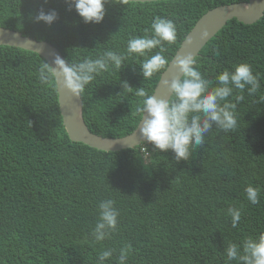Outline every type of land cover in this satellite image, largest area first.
<instances>
[{
    "label": "trees",
    "instance_id": "trees-1",
    "mask_svg": "<svg viewBox=\"0 0 264 264\" xmlns=\"http://www.w3.org/2000/svg\"><path fill=\"white\" fill-rule=\"evenodd\" d=\"M246 0H154L110 2L99 23H85L66 0H0V26L51 43L69 63L106 50L125 53L131 37L143 36L153 18L171 19L176 42L165 43L170 61L197 19L209 9ZM43 9L55 10L51 25L34 22ZM159 49H154L155 54ZM217 53H219L217 55ZM149 54V55H151ZM209 79L241 63L259 74L261 87L237 104L235 130L215 129L187 161L159 152L146 141L104 151L69 139L59 112L54 77L38 80L45 60L36 52L0 45V264H239L228 261L229 243L242 244L264 233V12L252 23L226 22L194 57ZM129 56L121 69L99 75L81 97L87 128L121 137L138 124L142 98L122 86L149 94L160 73L145 80ZM234 90L233 97L240 95ZM144 156L147 157L144 160ZM248 185L260 190L248 201ZM119 210L117 230L103 241L91 235L103 199ZM229 207L241 210L232 227Z\"/></svg>",
    "mask_w": 264,
    "mask_h": 264
},
{
    "label": "clouds",
    "instance_id": "clouds-1",
    "mask_svg": "<svg viewBox=\"0 0 264 264\" xmlns=\"http://www.w3.org/2000/svg\"><path fill=\"white\" fill-rule=\"evenodd\" d=\"M109 2L110 0H66L85 23L96 24L104 20L105 5ZM111 2L126 5L129 0ZM57 18L58 14L54 9L47 13L41 9L33 19L34 22L42 21L51 25ZM150 32L149 35L146 30L143 36L131 37L123 54L109 49L95 58L85 57L78 63H69L57 55L51 64L45 61L40 66L38 80L47 85L54 77L65 90L74 97L81 98L87 86L99 75L109 69L119 71L128 57L133 55L144 58L139 64L141 74L144 81L150 80L169 65V60L164 55L165 43L171 45L176 42L177 27L171 19L156 16L151 23ZM206 35L204 33L202 38ZM154 49L159 50L151 54ZM175 67L180 75L163 80L164 87L170 93L168 99L159 98L155 93L149 94L144 87L133 89L127 81L121 83L125 90H135V95L142 98V107L138 109L142 114L138 127L142 140L159 152L171 150L176 161H187L197 147L205 144V138L212 132L214 125L215 129L224 132L237 128L236 108L244 99L242 93L247 88L249 95L255 94L261 85L259 74L254 75L252 66L248 63L237 65L234 71L225 69L214 80L202 74L197 60L191 54L177 56ZM234 90L241 93L234 97L235 102L229 99L233 97ZM245 193L250 203H259L258 187L248 185ZM115 203L111 198L99 202L98 218L91 232L96 241L105 240L117 230L120 213ZM227 214L231 217L232 227H237L241 210L229 207ZM130 249V245L120 249L119 264H126ZM225 253L228 261L264 264V233L255 238L248 237L240 245L229 243ZM111 256V250L102 251L97 256L99 264H103Z\"/></svg>",
    "mask_w": 264,
    "mask_h": 264
},
{
    "label": "water",
    "instance_id": "water-1",
    "mask_svg": "<svg viewBox=\"0 0 264 264\" xmlns=\"http://www.w3.org/2000/svg\"><path fill=\"white\" fill-rule=\"evenodd\" d=\"M263 12L264 0L233 2L219 5L206 11L197 19L181 41L175 54L169 61V65L161 72L152 93H155L159 98H169L170 93L168 89L164 87L163 80H170L173 76L180 75L178 69L175 67V59L177 56L191 54L195 57L205 43L224 27L227 21L235 18L241 23H252L261 17ZM204 33H207V35L202 38ZM189 41H191V43H189ZM0 45L15 46L36 52L50 64L57 55L64 59L51 43L44 40H37L2 26H0ZM55 84L62 124L70 140L81 142L89 147L104 151H117L132 148L144 141L142 140L138 128L142 115L136 127L130 133L121 137H103L91 132L85 125L82 117L81 98L74 97L56 80Z\"/></svg>",
    "mask_w": 264,
    "mask_h": 264
},
{
    "label": "rangeland",
    "instance_id": "rangeland-1",
    "mask_svg": "<svg viewBox=\"0 0 264 264\" xmlns=\"http://www.w3.org/2000/svg\"><path fill=\"white\" fill-rule=\"evenodd\" d=\"M146 159H147V157L144 156V160H146Z\"/></svg>",
    "mask_w": 264,
    "mask_h": 264
}]
</instances>
